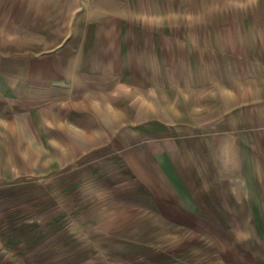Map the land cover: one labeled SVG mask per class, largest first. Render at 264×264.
Masks as SVG:
<instances>
[{"label":"rangeland","instance_id":"1","mask_svg":"<svg viewBox=\"0 0 264 264\" xmlns=\"http://www.w3.org/2000/svg\"><path fill=\"white\" fill-rule=\"evenodd\" d=\"M16 2L29 0H0L8 23ZM131 5L152 38L144 58H128L126 42L56 41L64 27L0 26V264H264V202L221 186L207 155L233 164V137L253 143L264 107L207 102L224 98L206 85L226 60L189 46L260 33L264 0ZM81 49L94 58L69 73ZM242 61L252 74L255 60Z\"/></svg>","mask_w":264,"mask_h":264},{"label":"crops","instance_id":"2","mask_svg":"<svg viewBox=\"0 0 264 264\" xmlns=\"http://www.w3.org/2000/svg\"><path fill=\"white\" fill-rule=\"evenodd\" d=\"M129 2L132 4L134 0H61L60 2L43 0L41 3L39 0H29V2H16L11 6L9 5V11L13 10L15 12L13 22L8 23L5 20L6 18L0 15V26L29 27L31 35H39L40 33L45 35L48 30H40V28L64 27L66 28L64 38L56 41H73L80 44L88 42L119 44L120 42H126L128 45V58H144L146 55L144 43L151 42L152 38L150 34L146 35L143 32L140 34V31L135 30V28L139 29L140 27L144 30L145 25L136 22V17L133 14L135 10L134 4L128 5ZM120 4H123V7H120ZM3 10H8V5L0 3V12ZM93 15L97 19H92ZM3 20L5 21L4 24L2 23ZM125 26L127 30L124 33L122 28L121 30L119 28ZM75 27L82 28V31L72 34V28ZM88 27H93L95 30L98 28V31L88 34ZM2 34L0 30V35L2 36ZM51 41H55L54 38ZM154 41L157 40L154 38ZM161 41L162 39L158 40V42ZM130 44H133L132 47ZM136 44H143V46L136 50ZM189 46L192 52L205 53L198 55L200 57L226 60L222 69L219 68L220 72L218 71V73H221V77L219 75L217 82L216 77L215 79L214 77L210 80L208 79L206 85L208 88L211 84L222 85L224 98L221 100H216L215 98L211 100L209 98L207 102H238V105L253 102L256 108L264 107V30H260V33L252 30L244 35L208 36L206 39L192 40ZM136 51L138 52L137 54H135ZM93 55L81 49L78 58L84 60L83 64L79 62L80 66L77 70L69 62L65 66L69 73L83 75L87 66L86 59L94 58ZM242 60H255L254 65L252 64L254 66V68L252 67V74L249 73L250 70L241 64L243 63ZM11 64H15V61ZM1 65H7V63L3 62ZM23 90L27 91L28 88H22V93ZM228 91L229 95L225 97V93ZM254 119L256 123L254 129L256 131L253 143H248L247 145L246 140L249 142L251 136L245 137L246 140L243 142L244 136L242 133L235 135L233 137L235 138L234 141H231L232 144L230 145H232L233 152H230V155L231 158L233 156V164H226L225 168L223 167L224 165H217L211 154V149H208L207 155L208 160L212 161L214 169L223 172L222 177H226L222 179L221 186H235L241 189L252 187L255 190L254 201L264 202V112L260 111ZM241 147H244V149L242 150ZM242 169L250 172L247 175L250 176L249 178L233 180L230 178L231 174L229 172L232 171L236 175ZM210 185L214 184L208 181L205 183V186ZM243 193L245 195L246 190H243ZM251 200L252 198L246 201ZM207 201L210 200L207 199ZM240 201H243V198Z\"/></svg>","mask_w":264,"mask_h":264}]
</instances>
